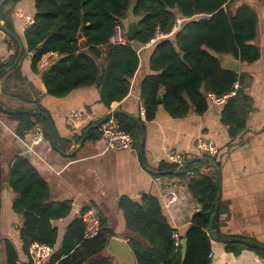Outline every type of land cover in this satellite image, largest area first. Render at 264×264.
Returning <instances> with one entry per match:
<instances>
[{
    "label": "trees",
    "instance_id": "16d2710c",
    "mask_svg": "<svg viewBox=\"0 0 264 264\" xmlns=\"http://www.w3.org/2000/svg\"><path fill=\"white\" fill-rule=\"evenodd\" d=\"M35 9L32 22L24 31L26 45L22 54H30V66L34 72L44 54L53 52L59 55L48 71L42 73L48 95L63 97L74 89L96 84L100 100L109 108L112 102L122 100L129 91L130 79L139 63L137 49L150 42L158 32L169 33L180 17L184 20L177 30L156 40L149 59L151 73L141 80L144 120L152 121L159 105L172 118L184 117L190 109L201 115L209 106L207 93L219 96L233 92L222 105L221 120L228 128L230 140L246 128L252 108L247 82L241 73L223 68L219 57L225 56L240 64L259 59L260 48L253 43L258 24L254 6L239 3V0H35ZM129 14L138 24L135 36L128 38L123 45L107 44L114 25L120 23L126 27ZM79 32L81 38H78ZM10 40L15 45V53L9 63L0 65V76L15 71L17 74L19 70L15 66L4 71L13 64L19 52L18 44L12 38ZM161 91L159 103L157 96ZM46 115L50 118L49 114ZM11 116L18 121V136L23 137L38 126L42 136L49 141L50 126L40 114L17 112ZM114 119L120 129L130 134L133 147L138 150L141 133L137 124L124 115H115ZM94 122L85 124L83 131ZM100 131L101 125L91 127L84 142L97 139ZM76 138L78 141L80 136ZM54 139L59 149L72 150L67 148L66 139L55 133ZM212 158L216 159L215 156ZM187 160L184 157V163ZM203 165L200 161L188 163L184 172L177 174L185 176L193 171L194 174L188 177V189L201 204L187 229L178 234L180 239L186 238L183 257L181 244L174 245L172 238L176 229L164 216L155 196L143 194L139 200L126 196L119 198L118 206L125 227L136 234L128 239L136 264H211L212 240L208 225L215 208L218 182L213 170L201 172L195 168ZM176 168V164L160 162L156 170ZM2 174L0 161V188ZM7 184L15 193L12 210L22 218L19 237L24 252L35 241L53 248L50 258L43 264H111L110 257L101 255L108 239L114 235L105 217L99 215L100 226L94 237H83L81 216L90 207L81 210L80 217L67 226L58 242V229L53 221L68 216L71 202L52 200L47 182L27 156L14 157L7 168ZM222 212L220 202L213 234L217 238H229L217 231ZM223 244L226 251L235 254L242 247L238 243ZM4 246L6 263L17 264L13 245L5 240ZM245 247L264 256L258 248Z\"/></svg>",
    "mask_w": 264,
    "mask_h": 264
},
{
    "label": "crops",
    "instance_id": "0c3cea01",
    "mask_svg": "<svg viewBox=\"0 0 264 264\" xmlns=\"http://www.w3.org/2000/svg\"><path fill=\"white\" fill-rule=\"evenodd\" d=\"M239 3H248L257 10V33L253 43L259 46L261 55L252 63H239V73L247 82L252 108L246 128L233 140H230L228 128L221 120L222 105L209 104L201 115L190 109L181 118H172L159 105L155 118L152 121L144 120L140 83L146 74L151 73L149 59L157 39L137 49L139 63L130 79L129 91L122 100L112 102L109 108L100 100L96 84L74 89L63 97L46 93L42 73L57 60V53L44 54L36 72L31 69L29 53L21 54L18 60L15 59L10 67L4 69L9 71L15 66L19 67L17 74L15 71L0 76V161L3 169L0 188V264H7L5 240L13 245L18 257L17 264L29 262L19 237L22 218L11 207L15 193L7 184V168L15 156L27 155L47 182L52 200L71 202L68 216L53 221L58 229L59 243L67 226L80 217L83 208L90 207L106 218L113 237L128 244L129 237L136 234L125 227L123 213L118 206V200L123 196L133 200H139L143 194L155 196L164 216L178 234L187 229L192 215L201 209V204L188 189V177L194 174L193 171L185 176L149 173L164 172L157 171L156 167L160 162H169L170 153H179L188 159L205 155L195 146L199 137L213 141L218 147L215 160L220 169L223 212L217 231L264 246V0H239ZM35 12V0H4L2 3L0 24L13 32L19 42L0 29V65L9 63L15 53L11 38L18 44L19 50L22 46L23 53L26 45L24 31L31 24ZM178 19L181 25L184 19ZM130 20L136 21L131 14L127 21ZM171 33H160L158 38L170 36ZM1 107L49 114L54 133L66 139L67 148L72 150L60 149L67 155L54 150L38 126L31 128L23 137L18 136V121ZM77 110H86L92 122L114 111L124 112L128 118L140 119L145 136L141 162L134 147L109 149L100 135L97 139L85 141L70 155L84 132L85 124H88H70L69 115ZM32 120L35 121L34 118ZM35 136H39V139L34 140ZM195 168L201 172L213 170L208 164ZM169 192L176 194V199L171 202L168 200ZM238 244L242 247L235 254L226 251L223 243L212 240L211 264H264V256L245 247V244ZM101 255L107 256L106 251H102Z\"/></svg>",
    "mask_w": 264,
    "mask_h": 264
},
{
    "label": "built area",
    "instance_id": "2783aa9c",
    "mask_svg": "<svg viewBox=\"0 0 264 264\" xmlns=\"http://www.w3.org/2000/svg\"><path fill=\"white\" fill-rule=\"evenodd\" d=\"M180 19H176L175 24L170 32L177 30L180 26ZM126 27L120 23H116L113 27L112 33L108 37L107 44L109 45H123L128 42V38L125 33ZM161 36L160 32L156 34L153 39H158ZM152 39V40H153ZM151 40V41H152ZM234 87H237L235 84ZM231 94L215 95L213 93H207L209 104L223 105L227 97ZM90 121V114L86 110H77L69 115V122L72 126H79ZM100 137L103 139L105 145L109 149H132L133 141L132 137L126 131L120 129L114 118L109 117L105 122L101 124ZM39 136H35L34 140H38ZM196 148L201 153L212 157L218 153L217 145L204 137H199L195 143ZM168 161L170 163L176 164L177 170L184 164V157L179 153L168 154ZM169 202L176 199V194L174 192H169L168 194ZM84 223V234L85 239H90L94 237L100 226L99 212L95 208H88L81 216ZM172 238L174 245H180L181 239L177 232H173ZM27 256L32 264H43L46 262L51 254L53 253V248L48 244L40 242H32L27 248Z\"/></svg>",
    "mask_w": 264,
    "mask_h": 264
},
{
    "label": "water",
    "instance_id": "95a60500",
    "mask_svg": "<svg viewBox=\"0 0 264 264\" xmlns=\"http://www.w3.org/2000/svg\"><path fill=\"white\" fill-rule=\"evenodd\" d=\"M3 2H4V0H0V7H1ZM0 29L19 42V40L17 39L15 34L13 32H11L10 30H8L5 26L0 24ZM137 31H138L137 22L135 20L128 21L126 24V30H125L127 38L134 37L135 34L137 33ZM78 38H81V32L78 33ZM40 46H41V44L38 45V47H40ZM21 54H22V46L20 45V50H19L18 55L16 57L17 60L19 59ZM219 62L223 68L230 69V70H233L235 72H239V62L234 61V60H232L228 57H225V56H220ZM48 69L49 68L45 69L44 71H48ZM161 100H162V93L159 92L158 96H157V101L159 103H161ZM1 109H3L5 112L10 113V114L20 112L19 110H12V109H8V108H4V107H1ZM33 113L40 114L49 123V126H50L49 141H50V144L52 145V147L54 148V150L60 152L61 154L67 155L66 153L62 152L55 144L53 124L51 123L50 118H48V116L46 114H44L43 112H40V111H34ZM124 114L125 113L121 112V111H114V112H110V113L106 114L100 120L95 121L93 124H91L89 127H87L84 130V132H83L79 142L77 143L76 147L69 154L70 155L74 154L80 148V146L83 144V142L85 140L87 132L89 131V129L91 127L100 126L103 122H105L111 116L124 115ZM129 118L132 119L137 124V126L140 130V133H141L140 146H139V149L137 150L138 160L141 162L142 150H143L144 144H145L143 124L141 123L140 119H138L136 117L129 116ZM25 156H27V155H25ZM195 161H200V162H203L204 164H207V163L210 164V166L213 168V171L216 173V178H217V182H218V193L216 196L215 208H214V212L212 213V215L210 217V221H209V225H208V235L210 236L211 240L221 242V243H241V244L249 245V246L254 247V248H258L264 252V246H262L256 242H249L247 240H244L241 238H236V237L217 238L216 236H214V234H213V222H214L215 217L217 215L219 203H220V169H219V166H218L216 160H214L212 157L205 156V155L196 156V157L188 159L182 165V167L178 170L177 169L176 170H167L164 172L149 171V173H151V174H155V173L158 174L159 173V174L177 175L179 173L184 172L188 163L195 162ZM180 244H181V255L183 257L185 252H186V238H182L180 241ZM104 249H105L108 257H110V258L113 257L111 260V264H136L134 255L132 254L129 245L125 241H123L119 238H116L113 236L110 237L108 239L107 245ZM104 249H103V252H105Z\"/></svg>",
    "mask_w": 264,
    "mask_h": 264
},
{
    "label": "bare ground",
    "instance_id": "6f19581e",
    "mask_svg": "<svg viewBox=\"0 0 264 264\" xmlns=\"http://www.w3.org/2000/svg\"><path fill=\"white\" fill-rule=\"evenodd\" d=\"M84 224V223H83Z\"/></svg>",
    "mask_w": 264,
    "mask_h": 264
},
{
    "label": "rangeland",
    "instance_id": "374dc122",
    "mask_svg": "<svg viewBox=\"0 0 264 264\" xmlns=\"http://www.w3.org/2000/svg\"><path fill=\"white\" fill-rule=\"evenodd\" d=\"M127 24V23H126Z\"/></svg>",
    "mask_w": 264,
    "mask_h": 264
}]
</instances>
